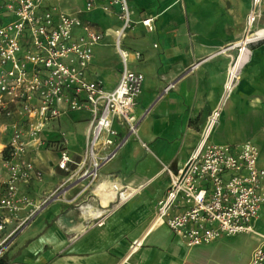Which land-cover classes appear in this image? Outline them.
<instances>
[{"label":"crops","instance_id":"crops-1","mask_svg":"<svg viewBox=\"0 0 264 264\" xmlns=\"http://www.w3.org/2000/svg\"><path fill=\"white\" fill-rule=\"evenodd\" d=\"M86 1L60 0L58 6L89 22L102 34L93 47L85 77L99 80L111 90L122 70L114 46L115 30L121 26L119 8L109 5L105 10L102 7L108 0H93L96 7L83 11ZM127 2L133 26L121 44L130 52H140L139 59L130 55L128 66L143 77L134 106L139 119L137 134H128L127 127L114 120L117 136L113 139L126 140L100 166L97 178L89 182L79 176L88 160L79 167L69 163L67 170L59 169L57 161L64 141L74 161L84 158L90 111L68 110L50 121L41 135L43 144L30 148L25 155L42 172V178L21 184L19 192L35 202L61 185L65 194L17 230L30 207L10 216L3 236L15 232L0 264H248L259 243L257 235L238 234L187 248L168 227H152L157 201L168 185L165 167L179 169L199 147L207 117L221 101L225 79L235 62L238 67L234 88L208 142H253L259 151V165L264 167V42L250 45L241 54L238 49H225L244 37L251 0ZM260 10L256 26L264 28V0ZM146 18H153L151 29L141 23ZM170 83L173 88L164 92ZM110 149L112 146L101 145L98 151L104 155ZM4 177L0 168V178ZM112 184L127 186L134 193L120 204L109 198L105 206L103 201L113 194ZM90 208L100 213L91 217L87 214ZM263 216L264 206L254 222L255 231L260 234L264 232L256 222ZM98 217L100 225L96 224ZM235 236L252 239L246 257H241L230 244L216 247ZM135 239L142 244L132 253L128 247Z\"/></svg>","mask_w":264,"mask_h":264},{"label":"built area","instance_id":"built-area-1","mask_svg":"<svg viewBox=\"0 0 264 264\" xmlns=\"http://www.w3.org/2000/svg\"><path fill=\"white\" fill-rule=\"evenodd\" d=\"M60 0H0V257L9 239L50 202L62 199V185L40 201H32L20 194L21 184L40 180L42 172L26 158L30 148L43 144L41 135L47 124L68 110L88 109L89 138L84 158L74 161L65 147L59 148L57 167L67 170L68 164L77 167L89 161L80 178L93 182L100 166L108 162L126 138L115 141L117 131L113 121L125 125L128 134H137L139 119L134 113L136 99L141 92L143 77L129 68L132 55L122 38L133 26L127 0H109L118 6L121 26L115 30V49L122 62L116 86L107 90L99 80H88L85 71L93 57V47L102 34L79 17L63 11ZM262 0H251L246 30L239 44L225 49L247 52L252 44L264 42V30L257 27ZM88 0L85 10L92 8ZM152 18L141 23L151 29ZM80 31V33H77ZM244 40V41H242ZM243 44V45H242ZM237 62L229 68L224 83V95L207 117L199 147L184 164L168 173V185L157 201L152 227L166 226L187 248L207 245L223 236L257 235L259 243L253 249L248 264H264V234L257 233L254 222L264 206V167L259 165V151L255 143L221 145L208 142L222 107L234 88ZM168 84L163 91L172 89ZM112 146L100 155L99 146ZM117 204L127 201L134 190L112 184ZM30 207L26 217L10 234L3 236L9 218ZM98 217L96 224L100 225ZM136 239L130 246L134 245Z\"/></svg>","mask_w":264,"mask_h":264},{"label":"rangeland","instance_id":"rangeland-1","mask_svg":"<svg viewBox=\"0 0 264 264\" xmlns=\"http://www.w3.org/2000/svg\"><path fill=\"white\" fill-rule=\"evenodd\" d=\"M109 2V0H108ZM87 3V1H86ZM85 3V5H86ZM85 5L83 7V11L85 10ZM108 5V3L106 5H104L102 8L105 9V7ZM96 4L92 5V8H95ZM106 10V9H105ZM80 11V10H78ZM86 11V10H85ZM132 59L131 57L129 58V60ZM1 141V139H0ZM257 228L261 231L264 232V216L258 221L256 222ZM232 245L233 248L236 250V252L239 253V255L241 257H246L248 255L249 249L252 246V239L251 238H247V237H243V236H235L233 238L230 239H224L221 242H219L218 244H216L218 246L220 245ZM129 249V247H128Z\"/></svg>","mask_w":264,"mask_h":264},{"label":"bare ground","instance_id":"bare-ground-1","mask_svg":"<svg viewBox=\"0 0 264 264\" xmlns=\"http://www.w3.org/2000/svg\"><path fill=\"white\" fill-rule=\"evenodd\" d=\"M153 19V18H152ZM260 34H262V33H264V30H262V31H260L259 32ZM242 41H244V40H242ZM239 43H242V42H240V39L239 40H236V41H234L233 42V44H239ZM232 44V43H231ZM243 45V44H242ZM200 141V140H199ZM0 148H1V145H0ZM104 184V183H103ZM102 188V187H101ZM98 189V188H97ZM104 189V188H103ZM110 191V189H107V188H105V191ZM111 191H112V188H111ZM101 192L103 193L104 191H102L101 190ZM104 194H105V192H104ZM109 195V194H108ZM106 196V195H105ZM132 196V195H131ZM115 199V196H114V194H112L111 196L109 195V196H107V199L106 200H102L103 201V205H105L106 206V204H107V201H108V199ZM102 211V210H101ZM100 212L99 211H97V212H94L91 208L90 209H88V215L89 216H91V217H93V216H95L96 214H99ZM83 215H84V213H83ZM141 244H142V242H141V240H139V239H136V242H135V244L134 245H132V246H129V251L130 252H135L140 246H141Z\"/></svg>","mask_w":264,"mask_h":264}]
</instances>
